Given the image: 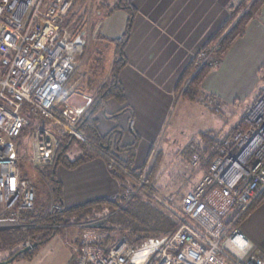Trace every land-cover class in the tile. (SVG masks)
<instances>
[{
  "label": "built area",
  "instance_id": "1",
  "mask_svg": "<svg viewBox=\"0 0 264 264\" xmlns=\"http://www.w3.org/2000/svg\"><path fill=\"white\" fill-rule=\"evenodd\" d=\"M77 1L0 0V232L34 226L21 221L37 200L23 166L51 167L69 139L98 154L110 173L126 176L124 200L144 193L178 223L174 233L144 240L86 227L74 264H262L253 259V244L241 225L264 192V92L246 114V128L238 125L228 139L214 143L215 158L179 207L168 205L150 188L147 175H135L79 127L94 96L84 95L80 106L71 102L70 82L85 46L84 35L66 26ZM216 47L202 50L199 58L205 63ZM200 159L192 155L189 171L200 167Z\"/></svg>",
  "mask_w": 264,
  "mask_h": 264
},
{
  "label": "crops",
  "instance_id": "2",
  "mask_svg": "<svg viewBox=\"0 0 264 264\" xmlns=\"http://www.w3.org/2000/svg\"><path fill=\"white\" fill-rule=\"evenodd\" d=\"M127 2L136 10V15L118 75L123 99H108L96 115L95 126L102 137L113 131L120 132L116 135L121 139L119 145L116 138L112 139L113 152L122 163L129 165L130 171L140 175L153 153L171 147L173 140L166 135L162 138L167 128L173 131L170 138L174 137L177 144H185L186 149L189 146L186 141H176L183 138L184 132L193 136L198 133L205 140L203 132L228 130L238 117L254 108L264 89V6L218 64L210 68L199 84L198 93L186 96L182 93L196 54L230 19L234 0ZM128 20L126 11L117 10L103 17L97 26L99 38L113 47V54L114 42L124 37ZM181 104L187 115L171 127L174 120L171 122L170 117ZM227 133L222 139H228L232 131ZM69 141L65 139L61 146H65L66 154ZM58 161L54 173L62 188L65 209L113 200L123 191L122 180L110 173L101 157H88L76 167H67ZM26 170L31 168L26 166ZM32 171L35 177L42 172ZM241 226L253 244V259L264 264V201L245 216ZM68 237H74L71 251L77 252L80 237L77 233L75 236L70 233Z\"/></svg>",
  "mask_w": 264,
  "mask_h": 264
},
{
  "label": "rangeland",
  "instance_id": "3",
  "mask_svg": "<svg viewBox=\"0 0 264 264\" xmlns=\"http://www.w3.org/2000/svg\"><path fill=\"white\" fill-rule=\"evenodd\" d=\"M79 3L80 2L77 1L73 7L71 15H75L76 18L82 19L79 26L81 27V31L84 32L85 46L82 62L78 71L72 77L70 82L71 86L69 87L71 92L77 94L73 96L71 100L74 106L83 105L82 102L85 100L82 95H92L94 97L98 96L106 83L111 79L113 75V68L117 60L115 56L116 52L114 54L112 53L113 47L102 41L97 33L98 24L117 2H114V0H85L82 1L81 4ZM251 4V2H247L246 0H234L233 6L230 9V15L232 16L237 11H240L239 13L241 14L243 12L245 13L248 11ZM78 11H80L79 13L81 14L78 15ZM84 11L85 15H83ZM216 45L217 47L215 48V53L213 55H209V53L206 52V56L209 55L210 57L209 60L204 63V60L202 61V59L199 58V53L202 50H210ZM219 50L220 41H211L196 54L192 68L189 69L187 74L186 90L185 92L183 91L182 94L188 96L198 93L199 86H196L195 84L199 79L198 76H201L204 71H208V69L210 70V68H213L216 64H218L220 60ZM182 106L183 104H181L175 114L173 113L170 117L171 122L174 120L171 127H173V124L180 121V117L183 118L187 115L184 113ZM244 115L246 114L238 117L235 124L230 125V122H228V125L231 127L228 130L222 129V131H215L216 133L209 131L203 132L202 134L206 137L205 140L204 137H199L198 133L193 136L190 132H184L185 135L183 138L179 137V140L176 141H186L189 144L186 149L185 144H177L175 143L174 137L170 138L173 131H168L167 128L165 130L166 134H163L162 138L166 135L167 139L173 140L171 147L166 149L164 148L159 153H153V156L146 165V168L143 170L141 169L142 171L139 172L140 175L138 176L143 177L147 175L149 180L147 181L148 185H151H149L150 188L155 191L158 198L161 201L166 202L168 205L170 204L179 207L180 198L189 189L195 186L206 172L208 162L213 152H216L213 147L214 143L216 141H221L227 131V134H230L236 126L242 125L241 121H243V119L245 121L246 117H244ZM69 142L71 144L67 155H65V159L69 162L74 159L77 160L82 158L85 153L83 147L77 141ZM183 152L185 154H183ZM194 153L201 156L200 167L196 170L189 171L188 166ZM23 170L37 188L38 204L41 206L46 204V207L42 208L50 214L53 206H51L50 201L47 202V200L48 195L51 192V188L44 179L43 174H41V176L39 175L37 178L33 175L34 171H32V169L26 170L25 165L23 166ZM46 172L48 173L49 170ZM145 172L146 174H144ZM137 195H139L142 199L141 201L144 202L143 204L153 207L154 209H161L159 208L161 204L156 200L151 199V197L145 195L144 193H137ZM162 206L166 207L163 204ZM42 208L37 207L38 211H41ZM127 216L128 213L118 209V211L114 212L109 210L96 212V215L89 217L90 220L87 221H79L77 218H73L71 220L69 219L58 226L59 229L57 231V235L53 239L43 245L37 246L38 248L30 250V253L7 264H74L72 258L76 252L71 251V248H73L72 244H74L71 241H73L74 237L69 238L68 236L70 233L72 235L74 234V236L77 233L80 237L83 230H85L86 227H89L92 223L105 222L102 227L104 229V227L112 222L113 231L104 229L105 231L113 233L117 237L124 235L132 236V234H128V232L131 231L129 228L131 224L130 222L125 221ZM36 226L37 224L29 228H34ZM138 237L139 239H142L140 236ZM27 240L28 239L25 240V245H30ZM6 252L9 254L11 251L9 250ZM5 255L6 254L3 253L0 257H5Z\"/></svg>",
  "mask_w": 264,
  "mask_h": 264
},
{
  "label": "trees",
  "instance_id": "4",
  "mask_svg": "<svg viewBox=\"0 0 264 264\" xmlns=\"http://www.w3.org/2000/svg\"><path fill=\"white\" fill-rule=\"evenodd\" d=\"M78 1L80 2L79 4H81L82 1L85 0H78ZM246 1L252 3L248 11H246L245 13L243 12L242 14L239 13L240 11L234 13L227 21V23L224 25V27L212 40L213 42L220 41V50H219L220 57L223 56L229 50V48L234 44V42L244 34L248 24L255 17L259 15V13L261 12L264 6V0H246ZM117 10L126 11L129 15V20L124 37L114 42V44L116 45L115 56L117 60L113 68V73H112L113 75L111 79L103 87L102 91L98 94V96L94 97L92 104L85 110L79 122V127L83 130V132L85 133V135L87 136V138L90 140L91 143H93L98 148L102 149L106 154L110 155L111 157L115 158L117 161L122 163L117 158L116 154L113 152L111 145L112 139L114 138H116V144L117 145L120 144L121 142L120 137H116L117 133L120 134V132L113 131L108 136L102 137L98 133L97 128L95 126L97 122L96 115L98 112L104 109L105 103L108 99L111 98L117 100L123 99V91L119 83L118 75L124 64L123 50L125 45L128 43L133 28L136 10L127 2V0H118L115 6H113L109 10L106 16L113 14ZM79 12L80 11H78L77 13L78 15L81 14ZM71 14L72 11L66 20V26L69 27L72 25L75 27L76 32L81 33L82 31H81V27L79 26V23L82 19L76 18L75 15H71ZM83 15H85V11ZM208 71L206 70L201 76L200 75L198 76L199 79L195 83L196 86H199V84L201 83L202 79L205 77ZM262 92H264V89ZM241 124L243 127L246 128L247 125L244 119L243 121H241ZM81 146L85 150V153L83 154L82 158L69 162L65 159V155H67L66 152L64 151L65 146L61 147L57 154V159H59L58 162L64 164L67 167H76L77 165L84 162L88 157L89 158L100 157L98 154L94 153L86 146L83 145ZM128 150H132V149L128 148ZM215 156H216V152H213L208 162V168L212 160L215 158ZM56 163L57 160L51 167L42 170V172H39L40 176L41 174H43L44 179L51 188L50 190L51 192L48 195L47 202L50 201L51 203L50 205L53 206L52 212L48 214L45 211V209L42 208V207H46V204L44 206L38 204V195H37V200L34 210L24 212L22 214L21 221L26 225L37 224V226L39 227L36 226L34 228H28L24 230L0 232V255H2L3 253L6 254L5 257L4 256L0 257V262L13 258L21 249L27 246L25 245L26 239H28L27 241L30 243V245L34 243H37L38 246L43 245L57 235V231L59 229L58 226L61 225L62 223L68 221L69 219L71 220L73 218H77V220L79 221H87L90 220L89 217L96 215V212H100L104 210H109L114 212L120 209L121 211L128 213L127 218H125V221L130 222L131 224L129 227L131 231H129L128 234L140 236L142 240L169 235L177 230L178 223L173 217V214L166 207L162 206V204L159 207L161 209H154L153 207H149L143 204L144 202L141 201L142 199L137 194L133 199H131L128 202L124 200L122 194L124 190L128 187V179L126 178L125 175L116 172H111V173L115 176H119V178L122 180L123 183V187H122L123 191L117 198L113 200L107 199V200H99V201L87 203L75 209H70V210L65 209L62 202V188L59 181L55 177V173H54V166ZM122 164L126 168L131 170L128 164L125 163ZM48 170L49 172L47 173L46 171ZM263 201H264V192L255 201V203L253 204L250 211L246 214V216L255 208H257ZM37 207L38 208L41 207L42 210L38 211ZM104 229L113 231L112 222L106 227H104ZM9 250L11 252L7 254L8 252L6 251ZM30 252L21 254L17 258H20Z\"/></svg>",
  "mask_w": 264,
  "mask_h": 264
},
{
  "label": "water",
  "instance_id": "5",
  "mask_svg": "<svg viewBox=\"0 0 264 264\" xmlns=\"http://www.w3.org/2000/svg\"><path fill=\"white\" fill-rule=\"evenodd\" d=\"M104 224H105V222H99V223L97 222V223L90 224L89 227H91V228H102ZM37 246H38L37 243L27 245L23 249H21L13 258L6 260V261H3V262H0V264L10 263L13 260H15L19 255L24 254L26 252H29L30 250L36 248Z\"/></svg>",
  "mask_w": 264,
  "mask_h": 264
}]
</instances>
